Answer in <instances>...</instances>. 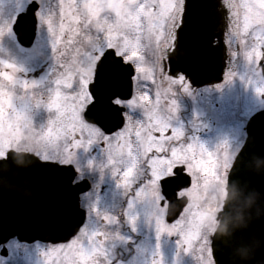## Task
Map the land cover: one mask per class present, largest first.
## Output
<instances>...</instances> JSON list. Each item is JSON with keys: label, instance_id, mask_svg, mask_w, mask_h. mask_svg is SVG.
Wrapping results in <instances>:
<instances>
[{"label": "snow or ice", "instance_id": "snow-or-ice-1", "mask_svg": "<svg viewBox=\"0 0 264 264\" xmlns=\"http://www.w3.org/2000/svg\"><path fill=\"white\" fill-rule=\"evenodd\" d=\"M11 2L7 16L0 11V52L7 43L37 55L31 67L0 57V143L32 131L40 166L75 198L51 225L58 238L22 242L0 228V264H165L162 244L170 264H216L205 214L188 194L219 179L230 144L209 150L187 134L177 97L192 94L186 61L199 50L204 63L215 52L226 61L217 91L239 77L264 98V0ZM249 110V123L264 118ZM142 228L151 244L135 239Z\"/></svg>", "mask_w": 264, "mask_h": 264}, {"label": "water", "instance_id": "water-1", "mask_svg": "<svg viewBox=\"0 0 264 264\" xmlns=\"http://www.w3.org/2000/svg\"><path fill=\"white\" fill-rule=\"evenodd\" d=\"M29 35L25 27L21 31L25 44ZM204 55L208 54L189 52L186 63L195 69L191 80L217 82L222 71L220 55L210 53L214 59L209 64L202 62ZM246 130V141L228 173L226 198L212 238L216 264H264V118L248 122ZM74 198L75 190H64L27 153L11 151L0 163L4 237L14 235L22 242L58 238L62 233L51 225L61 212L72 210Z\"/></svg>", "mask_w": 264, "mask_h": 264}, {"label": "flooded vegetation", "instance_id": "flooded-vegetation-1", "mask_svg": "<svg viewBox=\"0 0 264 264\" xmlns=\"http://www.w3.org/2000/svg\"><path fill=\"white\" fill-rule=\"evenodd\" d=\"M4 48L17 62L26 67H31L29 56L37 55L35 52L28 53L26 48L22 51H14L8 47L7 43L4 44ZM6 52H0V57H4ZM215 53L220 55L221 61L222 71L219 80L211 83H194L192 81L191 95L178 94V111L176 113V123L182 124L189 135L195 132L209 150L214 149L215 145L222 140H228L230 144L226 159L227 169L220 168L219 179L212 180L206 186L201 185L194 192L188 194V201L191 205L205 214L201 218V231L204 237L210 238L211 244L218 226V214L222 210L226 198L228 173L247 138L245 131L247 132L249 117L252 115L249 109L252 105H256V110L264 109V98L256 97L254 89L251 86L245 87L244 82L239 77L234 78L230 84H226L219 91L215 89L214 86L224 79L223 68L226 62L221 53ZM39 58L44 59L45 55L41 54ZM235 70L240 75L244 73L242 65H237ZM32 74L38 77L43 75V71L36 69ZM212 76L214 77V75ZM41 115H43V110H34V126L38 127L39 122H42L40 120ZM193 122H199L204 127L194 130ZM13 142L19 146L9 147L6 149L8 153L11 151L27 153L39 160L35 154L37 144L32 131L23 129ZM2 161L0 160V163ZM223 163L224 161H222ZM174 211L175 206L169 209L170 214ZM135 239L137 242L144 241L146 244H151L154 241V234L142 228ZM162 252L165 264H170L172 249L168 245L162 244ZM181 264H188V262L182 258Z\"/></svg>", "mask_w": 264, "mask_h": 264}, {"label": "rangeland", "instance_id": "rangeland-1", "mask_svg": "<svg viewBox=\"0 0 264 264\" xmlns=\"http://www.w3.org/2000/svg\"><path fill=\"white\" fill-rule=\"evenodd\" d=\"M13 7L14 6H13L11 0H0V11H2V13L5 14V16H6V14L10 13V11L13 9ZM12 146H19V145H17L13 141L7 145H4L3 143H1V149L4 151H6V149H8L9 147H12Z\"/></svg>", "mask_w": 264, "mask_h": 264}, {"label": "clouds", "instance_id": "clouds-1", "mask_svg": "<svg viewBox=\"0 0 264 264\" xmlns=\"http://www.w3.org/2000/svg\"><path fill=\"white\" fill-rule=\"evenodd\" d=\"M247 255V254H246Z\"/></svg>", "mask_w": 264, "mask_h": 264}]
</instances>
